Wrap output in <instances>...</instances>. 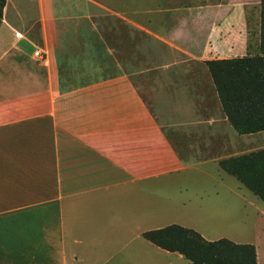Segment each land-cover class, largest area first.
<instances>
[{
  "label": "crops",
  "instance_id": "0c3cea01",
  "mask_svg": "<svg viewBox=\"0 0 264 264\" xmlns=\"http://www.w3.org/2000/svg\"><path fill=\"white\" fill-rule=\"evenodd\" d=\"M252 2L7 0L0 264H105L147 244L185 258L144 233L204 200L185 195L189 170L224 177L234 139L264 133L230 124L206 63L248 53Z\"/></svg>",
  "mask_w": 264,
  "mask_h": 264
},
{
  "label": "trees",
  "instance_id": "16d2710c",
  "mask_svg": "<svg viewBox=\"0 0 264 264\" xmlns=\"http://www.w3.org/2000/svg\"><path fill=\"white\" fill-rule=\"evenodd\" d=\"M6 2L0 0V24ZM206 63L235 130L240 134L264 131V0L260 2L258 51ZM220 165L264 201V148L222 159ZM144 237L160 248L182 254L190 264H258L255 244L228 238L208 240L197 230L179 224L149 230Z\"/></svg>",
  "mask_w": 264,
  "mask_h": 264
},
{
  "label": "rangeland",
  "instance_id": "374dc122",
  "mask_svg": "<svg viewBox=\"0 0 264 264\" xmlns=\"http://www.w3.org/2000/svg\"><path fill=\"white\" fill-rule=\"evenodd\" d=\"M256 1L253 0L251 4L249 27V43H252L249 51L252 52L258 51L260 36V19L258 10L255 9ZM233 146L232 152H236V156L262 149L264 133L241 136L239 139L236 137ZM225 175V181L221 182L220 177H224L218 174L215 168H212L209 174L189 170L184 178L186 184L184 193L203 196L204 200L196 202L197 199H195L186 203L187 206H192L184 209L182 213L184 217L171 215L170 221L196 228L195 230L209 240L228 238L235 242L254 243L257 248L258 264H264V201L235 176ZM173 204L175 203L171 200V206ZM199 205L201 210L197 208ZM147 245L133 249L106 251V257L111 259L105 264H190L186 258H182L183 260L179 262L175 255L168 258L164 254H148L152 246ZM92 261L93 263L89 264H101L98 259Z\"/></svg>",
  "mask_w": 264,
  "mask_h": 264
},
{
  "label": "built area",
  "instance_id": "2783aa9c",
  "mask_svg": "<svg viewBox=\"0 0 264 264\" xmlns=\"http://www.w3.org/2000/svg\"><path fill=\"white\" fill-rule=\"evenodd\" d=\"M36 54H37V55H41L40 51H36Z\"/></svg>",
  "mask_w": 264,
  "mask_h": 264
}]
</instances>
